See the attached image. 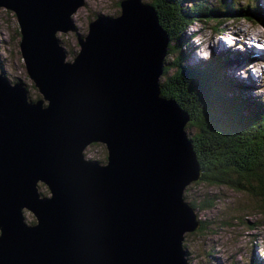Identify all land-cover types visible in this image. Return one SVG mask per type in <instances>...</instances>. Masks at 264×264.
<instances>
[{
    "label": "water",
    "instance_id": "1",
    "mask_svg": "<svg viewBox=\"0 0 264 264\" xmlns=\"http://www.w3.org/2000/svg\"><path fill=\"white\" fill-rule=\"evenodd\" d=\"M84 3L0 0L42 94L0 71V264H190L182 241L201 220L183 192L202 169L189 116L162 95L168 35L153 5L120 0L67 61L57 33ZM95 142L105 163L84 156Z\"/></svg>",
    "mask_w": 264,
    "mask_h": 264
},
{
    "label": "rangeland",
    "instance_id": "2",
    "mask_svg": "<svg viewBox=\"0 0 264 264\" xmlns=\"http://www.w3.org/2000/svg\"><path fill=\"white\" fill-rule=\"evenodd\" d=\"M119 1L85 0L84 5L77 9L73 15L76 31L57 33L60 44L66 50L67 61H72L80 50L78 36L87 34L89 22L100 14L118 15ZM142 1L149 3L152 0ZM201 1L210 7H222L223 3L236 2L242 5L248 2V0ZM250 2L254 3V0ZM256 3L260 8H264V0H256ZM261 17L264 19V15ZM221 20L222 24L218 27L224 30L221 35L216 34L217 19L206 17L191 21L188 27L177 33L181 47L176 50L184 51L182 64L190 67L202 66L214 53H221L226 58L224 76L233 82L235 93L246 98L263 97L264 49L256 48L252 43L259 41L261 35L264 36V26L243 19ZM233 35L236 44L228 47L227 40ZM19 40V26L15 14L0 7V71L12 82L22 80L31 100L42 98V94L27 74L19 50ZM259 43L264 46V37H261ZM255 52L257 55L261 54L260 57L255 56L261 60L260 62H253L256 60L252 58ZM247 54L251 59L244 58ZM173 57L174 54L166 53L164 67L168 66ZM174 72L175 67H169L166 74L162 73L160 82ZM167 87L169 85L166 80L165 88ZM185 132L188 137L195 133V127L189 121L185 125ZM83 153L85 158L97 160L99 163L106 162L107 148L102 142L91 143ZM38 187L40 193L50 195L44 184L40 183ZM183 196L186 201L200 206L195 211L205 224L201 231L185 234L182 241L183 247L188 251L190 264H264V210L258 207L260 201L250 191L198 179L185 188ZM24 216L28 223L35 222L30 211L24 210Z\"/></svg>",
    "mask_w": 264,
    "mask_h": 264
},
{
    "label": "trees",
    "instance_id": "3",
    "mask_svg": "<svg viewBox=\"0 0 264 264\" xmlns=\"http://www.w3.org/2000/svg\"><path fill=\"white\" fill-rule=\"evenodd\" d=\"M149 3L168 35L167 53L174 54L168 66H163V74L171 66L175 72L160 82L162 95L174 98L195 127L194 135L187 137L202 169L200 179L237 190L246 189L259 199L258 207L264 210V96L255 99L237 95L231 79L224 76L226 58L221 53H214L202 66L190 67L182 64L184 51L176 50L181 47L177 33L193 20L217 19V34L224 31L218 29L223 18L243 19L264 26L261 17L264 8L256 0L242 5L223 3L222 7H210L201 0ZM191 205L195 210L200 207ZM204 228L201 220L197 230Z\"/></svg>",
    "mask_w": 264,
    "mask_h": 264
},
{
    "label": "bare ground",
    "instance_id": "4",
    "mask_svg": "<svg viewBox=\"0 0 264 264\" xmlns=\"http://www.w3.org/2000/svg\"><path fill=\"white\" fill-rule=\"evenodd\" d=\"M221 34H222V33H219V35H221ZM256 34H257V33H256ZM258 34H259V33H258ZM258 34H257V35H258ZM220 38H222V36H221ZM259 39H260V38H259ZM257 40H258V39H257ZM262 47H263V49H264V46H263V45H262ZM255 53H256V52H255ZM255 53L253 54L254 56L252 55V58H255V59H256V60H253V62H254V63L260 62L261 60H260L258 57H255V56H259V57H260L261 54L258 53L259 55H257V54H255ZM247 56H248V55H247ZM247 56H244V58H245V59L247 58V60H248V59H251V57H249V56L247 57ZM244 58H243V59H244ZM257 59H258V60H257ZM236 62H237V61H236ZM249 77H250V76H249ZM186 234H187V233H186Z\"/></svg>",
    "mask_w": 264,
    "mask_h": 264
},
{
    "label": "clouds",
    "instance_id": "5",
    "mask_svg": "<svg viewBox=\"0 0 264 264\" xmlns=\"http://www.w3.org/2000/svg\"><path fill=\"white\" fill-rule=\"evenodd\" d=\"M255 54H257V53H255Z\"/></svg>",
    "mask_w": 264,
    "mask_h": 264
}]
</instances>
